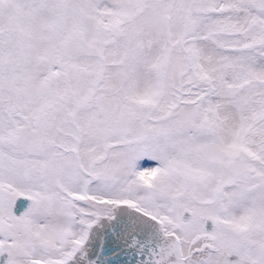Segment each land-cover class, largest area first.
<instances>
[{
    "label": "snow or ice",
    "instance_id": "6c2138e0",
    "mask_svg": "<svg viewBox=\"0 0 264 264\" xmlns=\"http://www.w3.org/2000/svg\"><path fill=\"white\" fill-rule=\"evenodd\" d=\"M0 264H264V0H0Z\"/></svg>",
    "mask_w": 264,
    "mask_h": 264
},
{
    "label": "rangeland",
    "instance_id": "374dc122",
    "mask_svg": "<svg viewBox=\"0 0 264 264\" xmlns=\"http://www.w3.org/2000/svg\"><path fill=\"white\" fill-rule=\"evenodd\" d=\"M147 163H149V162H147V161H142V162H141V165L144 166V165L147 164ZM151 163H154V162H151ZM230 259H235V257H231Z\"/></svg>",
    "mask_w": 264,
    "mask_h": 264
},
{
    "label": "water",
    "instance_id": "95a60500",
    "mask_svg": "<svg viewBox=\"0 0 264 264\" xmlns=\"http://www.w3.org/2000/svg\"><path fill=\"white\" fill-rule=\"evenodd\" d=\"M24 203H25V205H26L27 202H24ZM20 210H21V209H14V211H16L17 214H19V211H20Z\"/></svg>",
    "mask_w": 264,
    "mask_h": 264
}]
</instances>
